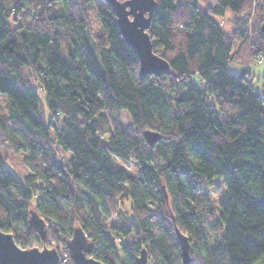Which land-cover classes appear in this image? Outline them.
<instances>
[{
    "label": "trees",
    "instance_id": "16d2710c",
    "mask_svg": "<svg viewBox=\"0 0 264 264\" xmlns=\"http://www.w3.org/2000/svg\"><path fill=\"white\" fill-rule=\"evenodd\" d=\"M198 1L155 0L147 31L169 71L141 78L104 0H0V143L29 170L19 178L0 146V229L18 245L52 244L57 264H77L68 239L81 227L106 264H137L142 249L149 264H181L178 228L190 264H264V74L252 70L264 55V0ZM146 130L161 138L149 144ZM55 145L71 153L67 164ZM218 177L225 198L215 213L208 191ZM32 212L46 222L45 241Z\"/></svg>",
    "mask_w": 264,
    "mask_h": 264
},
{
    "label": "water",
    "instance_id": "95a60500",
    "mask_svg": "<svg viewBox=\"0 0 264 264\" xmlns=\"http://www.w3.org/2000/svg\"><path fill=\"white\" fill-rule=\"evenodd\" d=\"M115 15L124 39L137 52L140 67L139 75L145 78L148 74L161 75L169 71V63L153 51L151 37L147 31L150 17L155 9V0H104ZM145 138L151 145L160 138V133L146 130ZM173 219L174 216H172ZM31 221L45 241L47 227L45 220L36 212L31 213ZM181 246V264H190V239L176 228ZM68 247L77 264H106L90 254L92 242L81 227H75L68 239ZM60 254L55 247L44 245L24 248L15 241L14 234L0 229V264H57ZM137 264H149L148 252L142 249L136 260Z\"/></svg>",
    "mask_w": 264,
    "mask_h": 264
},
{
    "label": "rangeland",
    "instance_id": "374dc122",
    "mask_svg": "<svg viewBox=\"0 0 264 264\" xmlns=\"http://www.w3.org/2000/svg\"><path fill=\"white\" fill-rule=\"evenodd\" d=\"M215 1L216 0H199L198 3L201 7L207 8L208 6L213 5L215 3ZM56 7L59 8L61 6L59 3H57ZM89 13H90L89 14L90 15L89 20L91 21L90 27H93V31H96L99 29V24H98V21L96 19V14L94 12V9L89 10ZM230 14L231 13L228 12L227 16L223 19L224 21L221 22L222 27H223L225 32H230L232 30V24L228 20V17L230 16ZM25 16H26V14H24V15L19 14L18 18H15L16 16L13 15L11 20H10L11 25L15 26L17 21H21V19H23V17H25ZM230 67L232 70L236 69L235 66H230ZM263 67H264V63L259 64V65L255 64V65H253L252 70L254 73H258L260 71V69ZM23 74L30 82L35 83L36 87H38V90H39L40 96H41L40 102H39L40 103V109H41L45 119L48 120L50 118V113H49L47 107L45 106V102H44V98H43V92L41 91V88L37 84L34 76H32V73L29 69H27V68L23 69ZM193 81H195V82H197V84L201 85V82L199 81V79L197 77L193 78ZM7 111H8L7 97L4 95H0V115L5 114ZM121 117H122L121 120H122L123 126L128 127L129 122H130L128 115L125 112H122ZM3 140H1L0 146L2 147L1 150L3 152V156H4V159L6 161V164L19 178L23 179V177L29 172L28 168L26 167V165L23 161V156L21 154H18L17 152H14L9 147V145L6 144V141H5V143L2 142ZM54 148H55L54 150H55V155H56L57 160L63 164H67L69 157L71 156V153L62 150L57 145H55ZM115 165L117 168H120V167L124 168L134 175H136L138 173V166L133 161L126 163V162H123L121 160H116ZM208 192H209L210 197L212 199L211 202L214 206V212L217 213L219 208H220V202L225 198V184L223 182V179L221 177L215 178L213 180L212 186ZM124 208H125V210L130 209V202L127 199L125 200ZM116 221H117V213H115L113 215V217L110 220V223L112 224ZM129 241L130 240H127V242H129ZM51 245L52 244H49L48 247L52 248ZM59 249H61V247ZM61 250L63 251V249H61ZM62 251H61V253H62ZM64 254H65V252H64Z\"/></svg>",
    "mask_w": 264,
    "mask_h": 264
},
{
    "label": "built area",
    "instance_id": "2783aa9c",
    "mask_svg": "<svg viewBox=\"0 0 264 264\" xmlns=\"http://www.w3.org/2000/svg\"><path fill=\"white\" fill-rule=\"evenodd\" d=\"M255 62H256L257 64H261V63H263V62H264V55H263V54L258 55V56L256 57Z\"/></svg>",
    "mask_w": 264,
    "mask_h": 264
},
{
    "label": "crops",
    "instance_id": "0c3cea01",
    "mask_svg": "<svg viewBox=\"0 0 264 264\" xmlns=\"http://www.w3.org/2000/svg\"><path fill=\"white\" fill-rule=\"evenodd\" d=\"M256 75H262L264 74V67L260 69L258 73H255Z\"/></svg>",
    "mask_w": 264,
    "mask_h": 264
}]
</instances>
